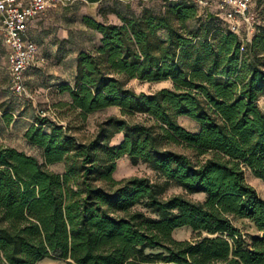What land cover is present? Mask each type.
I'll use <instances>...</instances> for the list:
<instances>
[{
	"label": "trees",
	"instance_id": "16d2710c",
	"mask_svg": "<svg viewBox=\"0 0 264 264\" xmlns=\"http://www.w3.org/2000/svg\"><path fill=\"white\" fill-rule=\"evenodd\" d=\"M254 8L243 45L188 0H162L158 10L114 1L115 22L82 16L98 39L77 51L72 82L59 84L69 99L58 103L81 119L111 105L119 113L98 120L85 139L37 114L23 137L40 157L0 139V264L45 256L65 264H264V198L244 177L248 168L264 180L259 0ZM135 77L171 85L135 91L127 85ZM121 155L157 178H115ZM53 162L61 169L47 166ZM170 183L181 191L164 195ZM234 216L258 233L241 239ZM182 225L190 237L173 236Z\"/></svg>",
	"mask_w": 264,
	"mask_h": 264
},
{
	"label": "rangeland",
	"instance_id": "374dc122",
	"mask_svg": "<svg viewBox=\"0 0 264 264\" xmlns=\"http://www.w3.org/2000/svg\"><path fill=\"white\" fill-rule=\"evenodd\" d=\"M114 1L103 0L95 7L94 14H89L88 10L84 12L74 8H59L55 12L51 9L44 11L38 16L43 18L48 12L51 14L53 20L41 29L33 25L28 31L29 37L38 46L39 56L36 64L29 67L25 72V83L29 91L28 96L18 95L9 88L7 51L0 32V94L3 93L5 100L7 99L13 105L15 113L18 111H26L33 119L37 115L36 110L38 108H44L49 115H53L52 118L55 121L66 122L70 129L81 139L91 136L98 120L109 113H119L118 107L111 105L94 110L81 119L75 111L58 103L64 101V95H66L65 91L59 90V84L72 81L77 51L81 48H90L98 39V33L84 23L82 16L89 15L98 20L115 22L118 19L109 10ZM161 3L162 0H139L134 3V9H139L141 5H149L154 10H158ZM259 18L260 21H264V0H259ZM61 28H66L67 36L62 37L58 34ZM127 85L135 91L149 92L161 86H170L171 80H141L135 77L129 79ZM1 99L0 95V101H2ZM258 104L264 109V97H259ZM51 108L56 112L55 115ZM178 121L189 129L193 130L197 128V123L187 116H178ZM44 127L47 128V125ZM1 136L4 138V143L14 145L40 157L39 150L24 139L22 124L18 123L12 129L8 128L3 130ZM119 137L120 134H116L111 138V141L114 142ZM199 157H202V155ZM47 166L54 170L61 169L59 162L49 163ZM132 174L148 175L153 179L157 178L154 170L146 163L138 161L136 164H132L125 155L119 156L116 159V165L112 171V175L115 178H119ZM244 177L256 189L258 195L264 198V180L253 175L248 168L244 169ZM177 191H181V188L170 183L166 186L163 194L168 195ZM190 196L192 198H201V194L198 193L190 194ZM232 221L239 227L242 234L241 239L249 240L251 236L258 233L247 218L234 216L232 217ZM172 234L176 238H188L193 234V231L189 226L182 225L174 228ZM34 264H65V260L45 256L37 260Z\"/></svg>",
	"mask_w": 264,
	"mask_h": 264
},
{
	"label": "built area",
	"instance_id": "2783aa9c",
	"mask_svg": "<svg viewBox=\"0 0 264 264\" xmlns=\"http://www.w3.org/2000/svg\"><path fill=\"white\" fill-rule=\"evenodd\" d=\"M73 0H0V27L7 51L8 85L16 94L28 96L25 72L35 64L38 47L28 35V22L55 4H67ZM198 12L213 13L224 27L236 33L242 45L253 33L256 12L254 0H188ZM240 46L242 48L243 46ZM39 115H49L44 108ZM53 119V118H52Z\"/></svg>",
	"mask_w": 264,
	"mask_h": 264
},
{
	"label": "crops",
	"instance_id": "0c3cea01",
	"mask_svg": "<svg viewBox=\"0 0 264 264\" xmlns=\"http://www.w3.org/2000/svg\"><path fill=\"white\" fill-rule=\"evenodd\" d=\"M102 1L103 0H73L72 2L67 3V4H55L47 8L45 11L51 9L55 12V11H58L59 8L60 9L74 8V9H78L79 11H84V12H87L88 10L89 14H92V13L94 14L95 7ZM115 1L119 2L122 5L126 4V5H130L131 7L135 8L134 3H136L139 0H115ZM52 20L53 19L51 18V14L48 12L45 14L43 18L38 17V16L34 17L30 19L28 22V31L30 27L33 25L34 26L36 25L39 29H41L45 27L47 23L51 22ZM35 21H37V23L34 24ZM0 32H1V27H0ZM58 34L62 37L67 36L66 28H61L60 31H58ZM36 61H35V64H36ZM68 82L71 83L72 81H68ZM0 95L2 98L1 99L2 101H0V139L3 141L4 138H2L1 136L3 130H6L8 128L12 129L14 126H17L18 123H20L22 124V134H23V131L25 130V128L33 121V119L31 118V116H29L26 113V111H18L17 113H15L13 105L9 103L7 99L5 100V95L3 93H1ZM64 99L66 100L69 99L67 93L66 95H64ZM7 113H11V115L9 116L7 115Z\"/></svg>",
	"mask_w": 264,
	"mask_h": 264
}]
</instances>
